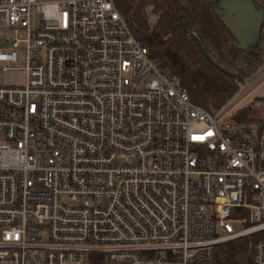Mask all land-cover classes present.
Returning a JSON list of instances; mask_svg holds the SVG:
<instances>
[{"label":"built area","instance_id":"2783aa9c","mask_svg":"<svg viewBox=\"0 0 264 264\" xmlns=\"http://www.w3.org/2000/svg\"><path fill=\"white\" fill-rule=\"evenodd\" d=\"M116 1L0 0V264H264V101L221 122Z\"/></svg>","mask_w":264,"mask_h":264},{"label":"trees","instance_id":"16d2710c","mask_svg":"<svg viewBox=\"0 0 264 264\" xmlns=\"http://www.w3.org/2000/svg\"><path fill=\"white\" fill-rule=\"evenodd\" d=\"M254 1L264 10V0ZM116 3L136 38L148 48L150 57L180 82L191 101L212 113L220 111L240 91V80L235 75L247 80L264 67V23L257 45L249 52L239 49L231 31L216 13L219 0H177L181 20L173 0H117ZM150 13L159 15L154 26L148 21ZM191 33L198 36L209 58ZM214 62L235 75L226 74ZM263 101L264 97H258L241 107L232 120L238 125L258 123ZM245 245L237 244L229 254L219 255V262L239 261Z\"/></svg>","mask_w":264,"mask_h":264},{"label":"water","instance_id":"95a60500","mask_svg":"<svg viewBox=\"0 0 264 264\" xmlns=\"http://www.w3.org/2000/svg\"><path fill=\"white\" fill-rule=\"evenodd\" d=\"M173 2L178 19L181 20L177 0H173ZM216 13L221 17L227 29L231 31L230 33L236 39L239 49L249 52L257 45L264 23V10L259 9L254 0H219ZM190 35L197 45H199L203 54L209 58L208 52L203 44H201L198 36L194 33ZM215 65L226 74L235 75L217 63ZM235 76H237L240 82H245V79L242 80L238 75Z\"/></svg>","mask_w":264,"mask_h":264},{"label":"rangeland","instance_id":"374dc122","mask_svg":"<svg viewBox=\"0 0 264 264\" xmlns=\"http://www.w3.org/2000/svg\"><path fill=\"white\" fill-rule=\"evenodd\" d=\"M5 79L9 83H22V81L24 80L23 70H10L5 74ZM258 97H264V67L258 73L253 75L252 78L245 80V83L240 82V91L226 103L225 107H223L220 111L217 112L218 115H222L226 112L225 116L221 119V122H223L225 119H227L228 121L231 120L233 114L238 109L253 102ZM248 242V239H244L243 241H240L238 243L234 242L222 245L217 248V255H221L223 253L229 254L230 251L234 249V247L236 248L237 244L241 245ZM242 252L244 254L242 253L241 255H239V261L247 260L248 258H250L247 255L249 252L248 248L247 250H243Z\"/></svg>","mask_w":264,"mask_h":264}]
</instances>
